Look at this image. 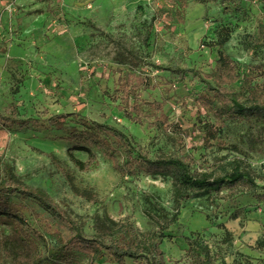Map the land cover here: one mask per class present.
Wrapping results in <instances>:
<instances>
[{
	"label": "rangeland",
	"instance_id": "374dc122",
	"mask_svg": "<svg viewBox=\"0 0 264 264\" xmlns=\"http://www.w3.org/2000/svg\"><path fill=\"white\" fill-rule=\"evenodd\" d=\"M181 2L0 0V112L16 107L20 117L34 120L25 128L0 126V164L23 183L46 189L88 236L96 233L97 220L121 218L140 235L155 233L159 264H201L189 238L209 246L212 264H264V120L218 117L200 99L213 93L206 82L215 81L207 74L224 39L240 75L233 88L240 90L247 77L264 98V45L258 43L264 0ZM126 74L148 81L139 88L144 100L163 102L162 110L144 107L165 115L163 126L127 116L117 92ZM68 112L115 125L151 159L183 157L192 172L213 177L239 166L257 186L185 189L182 197L168 171L150 170L137 157L125 176L100 154L92 169L79 170L68 153L70 141L60 138L66 132L47 121ZM13 199L46 239L39 237L41 245L70 233L35 200ZM9 232L0 223V264H17L5 240Z\"/></svg>",
	"mask_w": 264,
	"mask_h": 264
},
{
	"label": "trees",
	"instance_id": "16d2710c",
	"mask_svg": "<svg viewBox=\"0 0 264 264\" xmlns=\"http://www.w3.org/2000/svg\"><path fill=\"white\" fill-rule=\"evenodd\" d=\"M194 1L202 3L205 0ZM181 6H186V0L181 2ZM226 40L220 43L215 69L207 74L215 81L214 85L206 82L213 93L202 95L200 99L218 117L238 115L264 120V98L257 88L249 85L248 78L244 77L240 90L232 86L239 80L240 75L234 60L222 47ZM258 43L264 45V32L259 35ZM192 72L195 75L199 73ZM148 85L145 78L133 74L121 75L117 92H122L124 104L128 106L126 113L130 119L163 126L167 122L165 115L149 114L144 109L145 106L156 111L163 108L162 101L149 102L141 97L139 88ZM33 121L20 117L16 107L8 114L0 112V126L3 128H25ZM47 121L50 126L66 132L67 135L60 138L70 141L68 153L74 165L82 171L92 169L98 163L100 154L111 160L113 167L125 176L131 173L132 164L137 157L150 170L168 171L179 184L178 193L182 197L185 196L182 194L185 189L219 192L225 186H257L255 177L239 166L224 175L213 177L210 173L192 172L189 162L183 157L151 159L140 153L131 138L120 128L88 119L76 112L54 114ZM73 122L76 124H71ZM75 151H84L88 156L81 159L75 155ZM46 154L56 161L54 154ZM87 194L90 200L97 201L95 196ZM13 196L35 200L55 219L66 224L70 233L58 234L55 244L43 242L41 245L39 237L46 239L27 222ZM0 223L5 224L10 231L5 240H8L12 257L17 264H99L102 261L112 264H159L157 257L161 255L160 241L155 233L140 235L132 221L121 218L117 221L97 220L94 226L96 233L88 236L83 225L62 208L46 189L23 183L10 167H2L1 164ZM162 235L164 234H160ZM188 241L190 249L200 257L201 264H212L213 256L207 244L202 243L199 238H189Z\"/></svg>",
	"mask_w": 264,
	"mask_h": 264
}]
</instances>
